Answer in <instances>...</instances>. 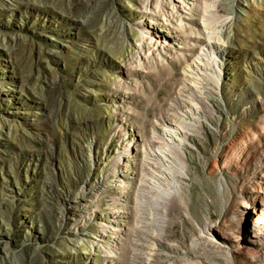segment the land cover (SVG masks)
<instances>
[{"label":"rangeland","instance_id":"374dc122","mask_svg":"<svg viewBox=\"0 0 264 264\" xmlns=\"http://www.w3.org/2000/svg\"><path fill=\"white\" fill-rule=\"evenodd\" d=\"M220 2L0 0V264H264L235 217L263 195L264 0L231 43Z\"/></svg>","mask_w":264,"mask_h":264},{"label":"bare ground","instance_id":"6f19581e","mask_svg":"<svg viewBox=\"0 0 264 264\" xmlns=\"http://www.w3.org/2000/svg\"><path fill=\"white\" fill-rule=\"evenodd\" d=\"M220 1L221 2L218 5V11L221 12V13L228 14L229 17H228V15H227V18L225 17L224 25H223V27H221V29L223 28L221 30L222 33H221V35H218L219 37L217 36L216 39L217 40H220L221 42H224V43L225 42L231 43L233 41V38L232 37H234V35H235L234 32H233V28L237 26V24H238L239 21L246 20L245 17L249 15L248 9L250 7H252V5L257 6L259 4L260 0H220ZM244 6L247 7V9ZM218 34H220V32ZM223 38L226 41H224ZM209 46H211V44ZM220 54H221V56L223 58H225V56H228V53L223 52V51H221ZM198 63L199 62H197V64ZM202 66L203 65L200 64V63H199V66H196L195 64H191V65H189L187 67V69H188V71L191 74H196L197 76L203 77V80L206 81V80H208L210 78H207L208 77L207 74H206L207 77H206V75H205V77L203 76V74L201 75V72L204 71ZM188 77H190V79H191L190 80V83L186 80V83L187 84H185V86L183 88V91L185 93V96L187 95L186 96L187 98L189 97V99H191V100H199V101H203V100H206V101L207 100L208 101H214V102L217 101L216 98H215V96H214V87L212 85L211 86H208V84H210V83H206L205 82L207 84V87L204 86L201 89L199 88V90H203V92H199V90L194 89L195 86H193V83L194 84H197L198 79H193L191 76H188ZM200 77H198V78H200ZM198 86H199V84H198ZM198 86H197V88H198ZM203 95H206V97L205 96L203 97ZM183 101H185V100H183ZM185 102L187 104H189V106L188 105H184V103H183V108L186 109L187 115H189L188 117H189L190 120L193 121V123L195 121L196 123H199L200 124L202 122V120H201L202 118H204V117L207 118L206 115L204 114V111L201 112V110H200L199 107H197V108H194L193 107L192 108V104H190L187 101H185ZM190 105H191V108H190ZM175 119L180 120L179 118H177V116H176ZM177 120L173 123V125L175 127H177L178 124H179V122H180V121L178 122ZM182 123H181V125L183 126V128H185L184 127L185 124H182ZM261 128H262V126H261ZM171 130H175V129H171ZM171 130H170L171 133L170 132L169 133L166 132V135L169 136V137H173L174 136L173 135L174 132H172ZM260 131H261V133L264 136V127ZM183 136H184V138L181 139V142L179 144L175 142L176 141L175 139H171V140H166V139L165 140H161V142H160L161 145H164L165 147L162 146V148L160 149V151L162 152V154H164V156L166 158L162 159V156L160 154H158L156 151L155 152H152L150 155L153 156V159H152V161L149 162V164L151 166H153V168L158 169L159 168V164H161V163H164V164L171 163L169 161L173 159V157L171 155L175 153V150H177V149L181 150V146H187V148H188L187 142H190V140H192L193 142L196 141L194 139V136H190V135H183ZM157 144H158V142H157ZM166 146H167V148H166ZM166 151H168L169 153L166 152ZM262 168H264V161L262 162ZM100 183H101V181L99 180V184ZM255 183L257 185H259V187L261 189L264 190V174L261 175V176H259L256 179V182ZM91 187H93L94 190L97 189V188H99L98 185H96V184H91ZM263 190H261L263 192V195H261L260 197H258L257 199H255V201L253 202V204L248 205V206L245 205V207H243L244 209L238 211L236 213V215H235V217L239 220V224H240V227H239L240 231H239V233H241V230H242V228L244 226V228L246 230L245 235L247 236V238H249V240H244V242H243L244 243V246H243L242 252L245 251L246 253H249V254L253 253L254 250H255V248L253 247L254 242H252L253 240L250 241V238L251 239L255 238V239H258V240L261 239L262 240V243H264V191ZM78 207H80V208L83 207V204L82 203L77 204V206L74 207L72 210H74L76 212V210L78 209ZM102 228H108V227L104 223H101V222H99V223L97 222V223H95L93 225V230H94V233L97 235L98 240L96 242H88L89 243V247L94 248L96 246H99L100 244H103L104 246H108L110 244V239L113 238V234L119 233V230L116 229V227H114V228H111L112 232H110V234L107 235L106 233H103L101 231ZM105 231H108V230H105ZM218 232L219 233H222L220 231H218ZM223 238L225 239V241L222 243L223 245H226V244H229L230 245V244H232V240L230 238H228V236L224 235V233H223ZM82 243L83 242L81 240H79L75 244L77 246H81ZM109 247H110V245H109ZM153 248H155V247H153ZM91 251H93V250H91ZM259 254L260 253H258V255ZM258 255H257V257H258ZM112 257H116V256H112Z\"/></svg>","mask_w":264,"mask_h":264}]
</instances>
